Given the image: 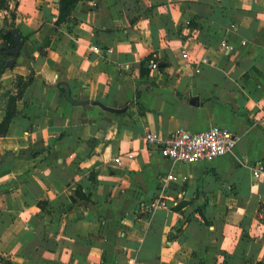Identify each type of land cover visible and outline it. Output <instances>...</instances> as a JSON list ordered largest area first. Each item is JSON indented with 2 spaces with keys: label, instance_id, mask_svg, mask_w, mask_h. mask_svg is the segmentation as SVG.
<instances>
[{
  "label": "crops",
  "instance_id": "crops-1",
  "mask_svg": "<svg viewBox=\"0 0 264 264\" xmlns=\"http://www.w3.org/2000/svg\"><path fill=\"white\" fill-rule=\"evenodd\" d=\"M14 7L0 12L24 39L0 73V122L20 92L0 135V264H264V0H80L59 24V0ZM214 125L238 139L211 161L144 140Z\"/></svg>",
  "mask_w": 264,
  "mask_h": 264
},
{
  "label": "built area",
  "instance_id": "built-area-1",
  "mask_svg": "<svg viewBox=\"0 0 264 264\" xmlns=\"http://www.w3.org/2000/svg\"><path fill=\"white\" fill-rule=\"evenodd\" d=\"M243 43V42H242ZM221 48L227 51L234 50V45L222 41ZM182 55L186 56L187 51L183 49ZM152 67L156 68L157 64L152 63ZM238 137L225 127L214 125L200 132H191L184 129H177L167 136H158L152 132H146L144 140L147 144L157 147L161 156L186 164L198 161H211L216 157L231 152L237 142ZM132 154L127 157L132 158ZM114 162L121 163L120 157H116ZM252 175L260 181H264V168L261 164H257L253 168ZM167 180H177L173 174L166 176ZM163 203L155 202L151 207H157Z\"/></svg>",
  "mask_w": 264,
  "mask_h": 264
},
{
  "label": "trees",
  "instance_id": "trees-1",
  "mask_svg": "<svg viewBox=\"0 0 264 264\" xmlns=\"http://www.w3.org/2000/svg\"><path fill=\"white\" fill-rule=\"evenodd\" d=\"M80 0H59V15L56 20V23L59 24L66 20V18L71 14V11L75 7V4ZM17 5V0H0V12L9 11L11 4ZM11 27L7 23V20H4V25L0 28V73L6 68L7 61L11 58L7 54L5 48H12L14 46L13 37L8 32ZM20 92L16 96H10L5 115L0 122V135H4L7 131L8 125L15 115H17V110L15 107V101L19 97ZM43 205V203H41ZM264 210V207H263Z\"/></svg>",
  "mask_w": 264,
  "mask_h": 264
},
{
  "label": "water",
  "instance_id": "water-1",
  "mask_svg": "<svg viewBox=\"0 0 264 264\" xmlns=\"http://www.w3.org/2000/svg\"><path fill=\"white\" fill-rule=\"evenodd\" d=\"M8 32L12 35L13 37V42H14V47L12 48H5V51L7 52L8 55H10L12 58L7 61L6 63V67H12L13 64L15 63L19 53L21 52V50H23V36L21 35V33L15 29L10 28L8 30ZM65 90V98L68 102L74 104V105H84V104H88L89 101L88 100H74L71 98L70 96V92L69 89L67 87L64 88ZM196 98H193L192 101H194ZM94 104L100 106L103 110L111 112V113H120L122 111L125 110V108L122 109H118V108H113V107H109V106H105L104 104H102L101 102H93ZM108 123H104V128L101 129L100 132V137L103 138L104 134L106 132V129L108 127Z\"/></svg>",
  "mask_w": 264,
  "mask_h": 264
}]
</instances>
